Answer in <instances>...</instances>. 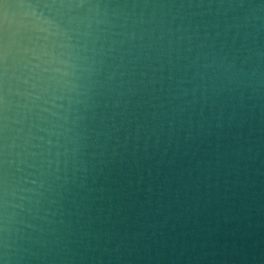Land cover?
<instances>
[{
	"label": "water",
	"instance_id": "1",
	"mask_svg": "<svg viewBox=\"0 0 264 264\" xmlns=\"http://www.w3.org/2000/svg\"><path fill=\"white\" fill-rule=\"evenodd\" d=\"M0 264H264V0H6Z\"/></svg>",
	"mask_w": 264,
	"mask_h": 264
},
{
	"label": "snow or ice",
	"instance_id": "2",
	"mask_svg": "<svg viewBox=\"0 0 264 264\" xmlns=\"http://www.w3.org/2000/svg\"><path fill=\"white\" fill-rule=\"evenodd\" d=\"M6 3V0H0V6Z\"/></svg>",
	"mask_w": 264,
	"mask_h": 264
}]
</instances>
